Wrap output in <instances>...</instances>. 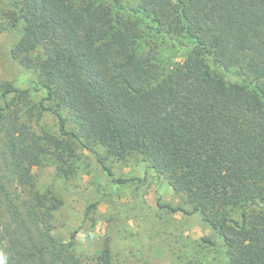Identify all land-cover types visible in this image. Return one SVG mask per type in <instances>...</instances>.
I'll return each mask as SVG.
<instances>
[{
    "label": "trees",
    "instance_id": "trees-1",
    "mask_svg": "<svg viewBox=\"0 0 264 264\" xmlns=\"http://www.w3.org/2000/svg\"><path fill=\"white\" fill-rule=\"evenodd\" d=\"M3 1L0 16L23 22L13 56L38 71L62 136L33 130L29 91L0 80V264H87L54 236L61 202L30 173L74 156L75 141L141 153L224 240L230 264H264V0ZM147 26L189 39L186 59L161 68L139 53Z\"/></svg>",
    "mask_w": 264,
    "mask_h": 264
},
{
    "label": "rangeland",
    "instance_id": "rangeland-1",
    "mask_svg": "<svg viewBox=\"0 0 264 264\" xmlns=\"http://www.w3.org/2000/svg\"><path fill=\"white\" fill-rule=\"evenodd\" d=\"M10 7L0 0V15ZM1 21L0 80L29 91L23 110L32 109L33 118L26 119L33 130L61 137L57 116L40 106L46 90L38 71L13 56L23 22L12 24L4 16H0ZM191 47L187 38L166 34L159 38L147 26L138 52L152 54L162 68L185 60ZM32 55L38 59L40 51ZM45 104L54 106L53 101ZM61 112L67 128L77 130L69 110L61 108ZM74 143V156H67L65 162L48 157L31 165L30 173L38 190L55 195L61 202L53 213L52 232L62 241L72 240L83 262L104 264L101 257L108 250L107 264H230L224 240L200 213L191 212L186 194L152 169L141 153L118 157L103 145L89 150ZM241 211L232 210L233 216L238 219Z\"/></svg>",
    "mask_w": 264,
    "mask_h": 264
}]
</instances>
